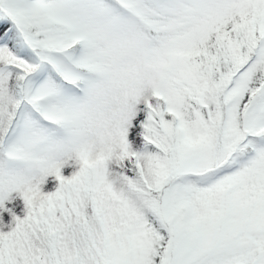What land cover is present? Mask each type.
Segmentation results:
<instances>
[{"label": "snow or ice", "instance_id": "1", "mask_svg": "<svg viewBox=\"0 0 264 264\" xmlns=\"http://www.w3.org/2000/svg\"><path fill=\"white\" fill-rule=\"evenodd\" d=\"M0 264H264V0H0Z\"/></svg>", "mask_w": 264, "mask_h": 264}]
</instances>
